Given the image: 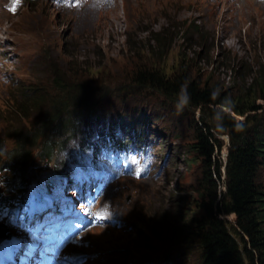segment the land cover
I'll use <instances>...</instances> for the list:
<instances>
[{"label":"rangeland","instance_id":"1","mask_svg":"<svg viewBox=\"0 0 264 264\" xmlns=\"http://www.w3.org/2000/svg\"><path fill=\"white\" fill-rule=\"evenodd\" d=\"M4 2L0 0V3ZM173 22L197 25L199 35H193L188 40L193 45L189 48L188 43L181 45L179 34L173 35L175 46L166 57L155 62L150 52L143 48L145 38L151 31L156 32V29L167 27ZM201 37L206 40L203 41ZM128 38L140 39L142 47L138 48L141 50V61L138 55L132 54L127 48ZM0 48V182L7 177L13 182L11 176H15L18 182L20 174L24 177L33 174L35 180L31 187L37 192L36 186L43 179L62 183V176L69 174L68 163L78 162L83 170L80 179L74 178V182L78 180L79 185L96 191L92 194V203L95 204L93 212L102 219L78 234L84 235L81 241L75 237L61 248L56 264H139L146 258L158 259L165 252L158 249L161 243L150 230L153 220L149 224L144 223V219L150 218L151 208L156 209L157 206L171 211L174 205L169 204L170 195H184V204L188 206L187 215H197L200 212L197 186L198 183L201 186L202 179L200 161L190 158L192 151L187 147L192 141L191 110L188 107L180 109L181 102L177 105L175 102L155 101L153 94L143 93L153 105L152 112L148 106L141 118L139 114L142 110H131L133 105L128 102L132 97L125 94L120 96L121 93L112 94L115 97H111L112 103H121L120 109L112 107L105 111L104 108L92 107L91 110L74 113L68 107L71 97L51 86L50 77L54 72L59 70L67 73V76L92 79L97 76L102 79L103 74L114 86L126 85L122 79L134 73L142 64L148 63L168 72L178 67V48L185 49L184 60L192 56L193 50H201L198 53L200 55L190 60L196 73L199 72L201 81L209 79L212 85L228 89L232 98H239L244 93L249 98L259 96L257 102L263 105L259 112L264 116V99L260 95L246 93L247 84L244 82V77L247 82L251 81L261 68L264 70V0H82L75 7L66 2H58L53 6L51 0H33L23 4L16 13L6 9L0 12ZM223 55L235 59L233 69L223 64ZM202 56L206 58L201 59ZM75 68H78V73L74 71ZM21 83L41 87L38 93L41 95L40 101L45 104L40 110L60 114L72 123L64 131L57 127L63 132L60 150L59 144L56 145L52 160L47 162L48 165L56 166L52 167L54 170L38 166L40 156L35 146L27 149L29 155L11 159L15 148L12 132L16 127L24 125L25 128L27 124L12 126L14 119L19 121V113L16 117L8 115L9 109L2 104L8 94L19 92ZM127 91L132 95L138 93L136 90L131 91V88ZM134 103L143 105L145 101L134 99ZM82 112H90V115L79 122ZM230 112L234 114L232 110ZM96 121L120 126L117 132L126 137L139 131L146 134L151 130L158 156L157 173L153 178H144L146 173L138 177L150 165L154 149L151 147L144 161H126L119 165V161L113 158L110 164L107 162L105 170L112 171L114 175L104 177L101 187V154L97 150H94L93 155L74 154L87 125L89 130ZM128 124H135L140 130L136 131ZM78 126L82 127L80 134V129L76 131ZM27 135L30 136L29 133ZM121 142L109 136L103 140L102 149L109 151ZM35 163L37 165L33 166ZM260 175L264 179V168L260 170ZM32 179L26 181L24 188ZM83 179L86 181L83 182ZM20 181V185L23 184ZM74 186L76 183H69L68 189ZM79 195L84 196L83 193ZM21 198L20 189L11 197L1 198L0 205L9 208ZM55 204H63V199L58 198ZM86 206L89 208L90 204ZM8 208L4 210H10ZM51 209L52 206L47 207L41 213L43 219L58 216L59 210ZM48 210L51 211L46 212ZM112 211L115 216L118 213L116 217L122 215L121 225L104 226L103 219ZM1 247L11 248V240H3ZM186 248L188 251L183 257L173 255L175 264H201L197 247L191 245Z\"/></svg>","mask_w":264,"mask_h":264},{"label":"trees","instance_id":"2","mask_svg":"<svg viewBox=\"0 0 264 264\" xmlns=\"http://www.w3.org/2000/svg\"><path fill=\"white\" fill-rule=\"evenodd\" d=\"M153 32L148 33L143 48L150 52L155 62L166 57L173 49L176 44L172 39L173 35L179 34L181 45L188 43L187 48L193 46L188 40L193 35H199L198 26L192 23L173 22ZM128 34L130 36L131 33ZM201 39L206 40L202 37ZM126 46L132 54L138 55L140 60V39L128 38ZM184 52V48H178L176 69L167 72L145 63L122 79L126 85L114 86L103 74L102 79L99 76L92 79L67 76V73L65 75L59 70L50 77V83L57 91L71 97L68 107L74 113L91 110L92 107L104 108L105 111L112 107L120 109L121 103H112L111 97H115L112 94L122 93L120 96L125 94L132 97L128 102L133 105L131 110H142L139 114L141 118L146 114L148 106L152 112L153 105L143 93L153 94L155 101L175 102L177 105L186 93L188 102L184 108L191 110L192 131V141L187 147L192 151L190 158L200 161L202 181L201 186L199 183L197 186L200 212L197 215H187L188 206L184 204V195H170L169 204L174 205L171 211L158 206L156 209L151 208L152 216L144 219V223L153 220L149 223L150 230L154 238L157 237L161 243L157 246L158 249L165 252L158 259H153L156 264H175L173 255L183 257L188 251L186 247L193 245L199 250L201 264H264V179H261L260 175V170L264 168V116L260 113L263 105L257 102L259 96H253L257 94L264 99V70L261 68L252 76L251 81L247 82L244 77L247 84L245 92H250L253 97L249 98L248 94L244 93L239 98H232L228 89L223 90L219 85H212L209 79L201 81L199 72L196 73L194 65L190 62L193 56L200 55L198 53L201 50L190 51L192 56L186 60L183 57ZM223 58V64L233 69L235 59L227 55H223ZM74 71L78 73V68ZM20 87L18 93L8 94L2 104L9 109L8 115L16 117L19 113V121L14 119L12 126L18 123L27 124V128L23 125L21 128L16 127L12 132L15 148L11 159H18L23 154L29 155L27 149L35 146L40 156L38 166L56 167L53 164L48 165L47 162L52 160L53 150H57L54 149L56 145L59 144L60 150L63 132L57 127L64 131L63 129L69 128L72 123L66 118L63 119L60 114L40 110L45 104L40 101L41 95L38 93L41 87L31 86V83H21ZM36 87L38 89H35ZM128 88L138 93L132 95L127 91ZM134 99L143 100L145 104L136 105ZM245 100L249 103L245 104ZM230 110L241 117L232 114ZM90 112H82L79 122L86 120ZM106 117L110 118H104ZM7 120L12 122L11 119ZM88 125L79 139L80 146L75 150L76 154L83 148L96 147L97 143H102L108 135L111 137L110 133L120 127L113 123L104 125L96 121L88 130ZM131 127L136 131L140 130L135 124ZM78 130L80 134L82 127L78 126L76 131ZM142 132L137 133L146 136ZM87 153L93 155L94 149ZM36 165L37 163L33 164ZM79 171L80 167L75 162L73 167L68 169L69 174H79ZM11 178L13 182L10 177L6 178L8 196L5 197L16 194L20 190V180L25 183L29 177L20 174L18 182L15 181V176ZM3 207L0 205V208ZM8 217L18 222V217L12 212ZM126 218L127 216L125 221ZM9 225L12 226L11 222Z\"/></svg>","mask_w":264,"mask_h":264},{"label":"bare ground","instance_id":"3","mask_svg":"<svg viewBox=\"0 0 264 264\" xmlns=\"http://www.w3.org/2000/svg\"><path fill=\"white\" fill-rule=\"evenodd\" d=\"M125 131V130H124ZM111 138L113 139H121L122 143L119 144L115 149L108 151V152H102L101 158H100V169L105 170L107 168V162L110 164V161L115 158L119 161V165L126 162V161H135L139 160L140 156L146 149V141H147V134L146 136L141 133H134L129 134V137H126V135H123L121 133H118L117 130L115 132H111ZM102 143H97L96 147H93L94 149L101 150ZM93 148L87 147L81 149L78 154L75 155L79 156L84 152H90ZM2 182V183H1ZM0 182V199L4 198L5 196H8L7 194V180L2 179ZM118 213H116V216ZM108 216L112 217L113 214H109ZM120 220L123 219L122 215L120 214L119 217Z\"/></svg>","mask_w":264,"mask_h":264},{"label":"clouds","instance_id":"4","mask_svg":"<svg viewBox=\"0 0 264 264\" xmlns=\"http://www.w3.org/2000/svg\"><path fill=\"white\" fill-rule=\"evenodd\" d=\"M187 102H188V96H187V94L185 93L184 96H183L182 99H181L180 109H182V108L187 104ZM148 131H149V130H148ZM148 134H149V133H148ZM149 137H150V139L152 140L153 145H154V140H153V138H152V135L150 134ZM159 147H161V146H159ZM153 148H154V149H153L152 161L155 162V164H156V166H157V158H158V156H157V149H156L155 147H153ZM156 166H155V168H154L153 176H154V174L157 173V171H156ZM153 176H151L150 179L153 178ZM119 221H120L119 223L106 222L104 226H107L108 224L111 225V226H119V225H121L123 219H122V220H119ZM149 257H150V256H149ZM142 259H143V258H142ZM166 259H167V258H166ZM139 261H140V260H139ZM139 264H156V261H155L154 259H152V258H146V259L142 260V262H140Z\"/></svg>","mask_w":264,"mask_h":264},{"label":"snow or ice","instance_id":"5","mask_svg":"<svg viewBox=\"0 0 264 264\" xmlns=\"http://www.w3.org/2000/svg\"><path fill=\"white\" fill-rule=\"evenodd\" d=\"M37 223H39V221H37ZM20 242H18V244H19ZM29 247H36V245H30ZM30 254V253H29ZM4 255H5V253H4V251H3V249L2 248H0V264H4ZM12 257H11V254H9V259H11Z\"/></svg>","mask_w":264,"mask_h":264},{"label":"water","instance_id":"6","mask_svg":"<svg viewBox=\"0 0 264 264\" xmlns=\"http://www.w3.org/2000/svg\"><path fill=\"white\" fill-rule=\"evenodd\" d=\"M3 226V225H0V227Z\"/></svg>","mask_w":264,"mask_h":264}]
</instances>
